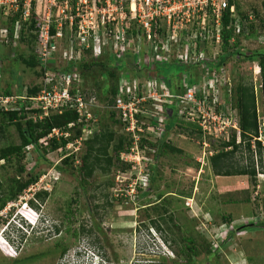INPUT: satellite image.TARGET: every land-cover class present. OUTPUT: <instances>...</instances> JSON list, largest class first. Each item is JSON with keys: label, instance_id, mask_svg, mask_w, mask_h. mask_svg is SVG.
Returning a JSON list of instances; mask_svg holds the SVG:
<instances>
[{"label": "rangeland", "instance_id": "obj_1", "mask_svg": "<svg viewBox=\"0 0 264 264\" xmlns=\"http://www.w3.org/2000/svg\"><path fill=\"white\" fill-rule=\"evenodd\" d=\"M235 1L239 18L244 14L253 16V30L231 40V51L263 50L264 0ZM57 44L61 52L63 44ZM221 45L222 41L218 44L211 39L199 51H202L203 59L217 64L223 54ZM22 53L31 54V48L0 33V95L6 89L13 97L20 95V90L26 95L42 83L41 69L18 59ZM127 60L130 59L124 60L120 69L127 68ZM150 60L156 64L157 72L166 74L168 81L172 80L173 87L171 89L168 81L159 79L155 73L152 77L139 76L138 83L149 87L143 94L153 97L145 109L170 114L171 108H164L163 101L168 97L162 96L163 93L175 96L176 88H184L189 80H193L197 83L198 97L204 99L200 113L197 108L191 110L190 107L191 115L188 116V106L180 108L181 113L165 139L169 146L167 153L154 158L155 154L146 150L142 155L150 161L149 166L145 162L141 165L148 167V178L134 191L130 179L134 177L133 173L141 170L137 158L133 159L136 169L135 163L129 164L128 170L116 165L106 173L95 171L83 182L80 167L86 145L81 146L75 161L57 164L61 171L53 164L55 155L32 147L26 148L25 159L20 164L15 158L0 161V198L10 197L11 180L18 175L20 165L25 166L21 180L39 175L36 183L40 182L38 187L36 183L31 185L0 209V264H15L17 260L29 257L35 259L27 264H175V261L190 259L188 249L193 243L189 239L194 240L198 260L205 259V252L211 249L217 252V264H264V228L261 226L264 221V174L258 175V186L254 189L248 177L217 176L210 166V157L220 152L223 143L235 132L237 141L241 140L239 131L232 127L239 119L234 101L239 83L254 87L260 121L263 122L262 77L258 64L233 58L209 71L208 65L202 70L196 64L185 66L175 62L174 57L163 62L151 53ZM65 64L62 56H56V67ZM192 76L195 78L191 79ZM90 78L94 85H103L100 70L93 71ZM212 78L216 82L214 89L205 90V83ZM84 80L86 82L82 77L83 83ZM154 80L164 81L165 87L159 86L160 90L155 91ZM88 82L85 89L97 90L95 86L91 89L92 84ZM99 107L102 121L94 131L109 127L117 134H123L124 126L116 122L118 117L111 120L105 106ZM200 115L204 117L203 121L198 120ZM7 120L0 114V149L21 142L16 127ZM199 124L206 128L216 124L218 132L205 134L193 126ZM237 129L240 130L239 124ZM91 136L86 132L84 141ZM152 136L149 137L151 144L162 139ZM248 155L243 146L235 161L246 165ZM101 165H105L104 161ZM118 173H122L119 180ZM247 181L249 189L246 191L241 187H245L242 183ZM37 192H48V195L33 200ZM247 197L251 199L249 204L229 202ZM28 201L35 211L22 207L21 204ZM40 216L47 220L45 227ZM228 217H231V223L225 220ZM250 223L257 226L241 228ZM63 248L66 249L64 253ZM92 254L97 258L94 259Z\"/></svg>", "mask_w": 264, "mask_h": 264}, {"label": "built area", "instance_id": "obj_2", "mask_svg": "<svg viewBox=\"0 0 264 264\" xmlns=\"http://www.w3.org/2000/svg\"><path fill=\"white\" fill-rule=\"evenodd\" d=\"M227 10L231 17H235L236 7L230 5V0H0V25L3 20L17 18L14 40L19 38L23 24L29 26L32 21L36 22L38 39L35 53L40 61V68L44 69L42 87L37 96L0 95V109L18 110L14 104L21 98L25 107L41 111L38 117L35 116V120L62 114L67 110L76 111L78 123L82 125V134L63 147L62 160L77 154L86 138V132L94 134L99 120L94 115V109L100 108L101 104L95 97H88L83 93L82 79L78 74L49 68V65H55L59 52L57 43H62L66 32L71 33L68 47H63L61 51L66 64L81 60L85 50H91L94 57L110 52L119 60L130 54L135 58L133 63L136 70H142L143 65L148 67L152 64L151 53L163 62L174 57L175 61L198 63L204 58L199 50L208 40L221 43L223 18ZM234 27H238L237 20L234 21ZM0 33L5 38L9 37V29L6 27L0 28ZM137 79L120 77L113 105L124 130L131 135V150L123 153L121 160L129 165L134 164L133 159L137 158L138 167L141 168L130 179L133 191L144 185L148 178V167H141L143 162L149 166V160L142 156L145 153L140 145L143 138L149 139L152 135L161 138L166 128L164 116L145 109L153 97L152 94H143L149 87L138 83ZM164 81H153L155 91L160 90L159 86L165 87ZM215 83L213 78L208 80L205 90L214 89ZM197 94V83L189 80V84L184 86L183 94L177 96V116L181 113L180 108L185 105L188 106V116L191 115L190 107L191 110L197 108L200 113L204 99ZM165 95L168 100L163 101V104L175 102V96L166 93L162 96ZM198 118L203 121L204 117L200 115ZM237 124L239 122L232 127L240 134ZM74 126L71 123L68 129H73ZM199 128L205 134L210 132L215 135L218 132L216 124L210 128L199 124ZM263 128L264 118L261 124V129ZM71 134L69 130L54 128L48 137L69 138ZM59 162L60 160L56 165ZM135 167L136 163L134 169ZM121 174H117V180L121 179ZM35 185L38 187L40 182Z\"/></svg>", "mask_w": 264, "mask_h": 264}, {"label": "trees", "instance_id": "obj_3", "mask_svg": "<svg viewBox=\"0 0 264 264\" xmlns=\"http://www.w3.org/2000/svg\"><path fill=\"white\" fill-rule=\"evenodd\" d=\"M230 5H234L236 7V11H238V3L235 0H230ZM251 15L244 14L242 18L237 16H230L229 10L226 11L225 17L223 18L222 24V50L223 54L218 59V63H210L206 59H202L198 63H187L183 61H175L181 63L185 66H193L194 64L199 66L202 70L208 65L207 70L213 71V69H217L220 65L225 64L230 59H237L238 61L245 62L251 61L256 62L261 70V90L263 96V105H264V49L259 51L242 53L239 50L231 51V40L241 37L242 35L247 34L248 30H253V22ZM256 16V15H254ZM17 18H13L11 20H3L1 22L0 28L8 27L9 29V38L14 40V26ZM238 21V27H234V21ZM262 25L264 26V20L262 21ZM37 26L36 22L32 21L31 25L26 26L23 24L19 38L16 39L18 43L26 44L27 47L31 48V54L22 53L18 59L22 60L30 67H39L40 61L35 53V46L38 39L37 34ZM239 30V31H237ZM70 35L71 33L66 32L65 37L62 41L63 47H66L70 43ZM250 36V35H248ZM237 40V39H236ZM68 47V46H67ZM236 49L237 46L235 44ZM33 51V53H32ZM56 56H61V52H58ZM131 56V57H129ZM127 60V68L125 70L120 69V64ZM132 55H126V57H122L120 60L115 58L113 54L104 53L100 57H94L93 52L91 50H85L82 54V58L76 62H69L65 65H62L60 68L56 67V65H49L51 70L63 69V71L73 72L74 74H78L81 79L82 77L86 79L84 83L82 81L81 88L84 94L88 97H95L98 102L105 106L104 110L107 109L106 113L109 114V118L114 120L117 116L116 111L113 109L115 96L117 93V84L122 76H129L132 79H136L139 76L148 77L153 73L158 74L159 79L167 80L166 74H161L157 72L156 64H150L148 67L143 65L142 70L134 69V63ZM210 63V64H209ZM161 64V63H160ZM41 69V77L44 76V69ZM100 70L102 73V81L103 85H94L95 82L93 79L91 80L93 71ZM189 71H191L189 69ZM190 73V72H188ZM192 74V73H190ZM191 76V75H190ZM152 77V76H151ZM191 79L195 78L194 76L190 77ZM93 81L92 87H96L97 90H87L86 86L89 85V82ZM170 81V79H169ZM167 82L170 88L172 89V80ZM193 81V80H192ZM42 83L40 85H35L31 88L26 95H22V91L20 90V95H16L17 97L27 96L34 97L37 96L41 90ZM175 90V99L174 103L165 104V106L171 108L168 113H163V110L159 113V116H164L166 119L165 126L162 135V139L157 140L156 143H150L149 139L143 138L141 142V148L145 151L148 150L153 152L154 158H158L161 154L167 153V148L169 146L165 143V139L168 136L169 130L172 125L175 124L178 115V107L175 104L177 101V96H180L184 92V88L179 87ZM183 90V92H182ZM95 95V96H94ZM3 96H12V92L9 89L3 93ZM235 109L238 112V122L240 128V142L237 141V134L232 136V138L223 143V147L220 152L212 155L210 157V166L213 170V173L217 176H245L248 177L249 182L252 184L255 189L258 186V175L264 174V128L261 129L262 122L260 121V115L258 113L257 108V98L255 94V90L253 86H250L245 83H239L237 88L235 89ZM163 105V104H162ZM18 108V110H10L4 111L0 110V114L3 117H6L10 125H14L19 133L21 142L19 145H10L6 148L0 149V161H10L12 158L17 159L19 164L25 159V150L28 147H32L35 150L43 151L45 153L55 155L53 164L60 171L62 170L60 167L56 165V160H60L59 163H68L69 161H75V155L73 154L70 157L64 158L62 160V156L64 155L63 147H65L69 142H74L77 138H79L82 134V125L78 123L79 116L74 110H67L62 114H52L49 117H44L42 119L37 118L35 120V116H39L41 111L37 109H29L25 107L22 99L19 98L17 102L14 104ZM94 115L98 117V125L101 124L102 121V109L95 108ZM168 117V118H167ZM264 117V113H263ZM119 119V118H118ZM116 119L122 127V121ZM74 123L75 126L73 129H68V125ZM100 123V124H99ZM195 128H198L201 131V128L197 125H193ZM54 128H62L71 132V136L69 138H49V134ZM130 133L126 132L123 127V134H117L114 130H111L109 127H103L101 130L94 131V134L82 143V145H86V152L81 158V167L80 170L82 172L83 182H86L88 178L92 177L94 172L97 170H101L102 173H106L112 166L122 165L123 170H128V165L121 160V155L123 153H128L131 150V137ZM245 147L248 152V163L246 165H241L237 161H235V156L242 147ZM83 147V146H82ZM147 147V148H145ZM150 147V148H149ZM146 158V157H145ZM148 159V158H146ZM149 160V159H148ZM101 161H104L105 165H101ZM52 162V161H51ZM150 162V161H149ZM154 163V162H153ZM155 165V163H154ZM153 167V166H152ZM118 168V167H117ZM25 170L24 165L19 166L18 175L11 180L10 187V197H1L0 198V209L4 208L9 201H13L16 197L21 194L23 191L27 190L31 185H34L38 179L39 175L35 177H30L26 180H21V175ZM125 173V172H124ZM140 192V191H139ZM48 195V192H37L34 195L33 200H37L40 198H45ZM32 200V199H31ZM241 201H232V203H244L251 202L250 197H247L243 202ZM225 220L231 223V217L225 218ZM257 226L255 223H250L243 225L241 228ZM262 228H264V221L261 222ZM20 232V231H19ZM233 233L236 231H232ZM190 243H193V246H190L188 249V253L190 255V259L184 262L175 261V264H217V252L208 249L205 252V259L198 260L196 257L199 256V252L194 244L193 239H189ZM65 248H63V253L65 252ZM35 257H29L26 259H20L15 262V264H27L32 262Z\"/></svg>", "mask_w": 264, "mask_h": 264}, {"label": "clouds", "instance_id": "obj_4", "mask_svg": "<svg viewBox=\"0 0 264 264\" xmlns=\"http://www.w3.org/2000/svg\"><path fill=\"white\" fill-rule=\"evenodd\" d=\"M22 205V207L26 210V209H29V210H33V211H35L31 206H29V201L28 202H26V203H24V204H21ZM40 218L42 219L41 220V224L42 225H44V227H45V224L47 223V220L46 219H43L44 217H42V216H40ZM31 225V224H30ZM36 225V224H35ZM35 225H31L32 227L33 226H35ZM28 226V225H27ZM32 229V228H31ZM95 258L94 259H96L97 258V256H95L94 254H92ZM106 264V263H105Z\"/></svg>", "mask_w": 264, "mask_h": 264}, {"label": "crops", "instance_id": "obj_5", "mask_svg": "<svg viewBox=\"0 0 264 264\" xmlns=\"http://www.w3.org/2000/svg\"><path fill=\"white\" fill-rule=\"evenodd\" d=\"M242 184H243L242 186H245V187H241L242 189H243V188H245V190H246V189H247V190L249 189L248 181H247L246 183L243 182ZM247 190H246V191H247ZM245 199H246V198H245ZM245 199H243V201H244ZM232 201H235V200H232ZM232 201H229V202L232 203ZM243 201H242V202H243ZM249 203H250V202H249ZM249 203L244 202V203H239V204H244V205H245V204H249ZM234 204H236V203H234ZM243 219H245V218L243 217Z\"/></svg>", "mask_w": 264, "mask_h": 264}]
</instances>
